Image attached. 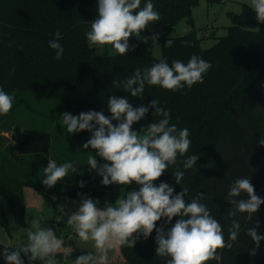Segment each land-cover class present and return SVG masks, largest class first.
Instances as JSON below:
<instances>
[{"label":"trees","instance_id":"16d2710c","mask_svg":"<svg viewBox=\"0 0 264 264\" xmlns=\"http://www.w3.org/2000/svg\"><path fill=\"white\" fill-rule=\"evenodd\" d=\"M199 0H152L155 9L162 19L149 24L142 33L156 29L168 30L183 19L190 21L191 9ZM224 0H205L208 6L223 3ZM147 0H141V7ZM98 15L96 0H0V86L10 95L19 92L59 91L63 97L64 112L79 115L89 110L103 111L109 116L107 100L111 95L127 98L138 107L145 106L152 100L170 110L171 124L178 129L187 128L191 147L184 157L178 156L176 165H170L155 183L161 181L173 186L176 193L182 188L189 189L185 197L191 201L203 193L201 201L217 218L227 238L231 219L227 212L231 205L227 203V192L237 179L248 177L256 194L264 199V146L258 141L264 139V23H258L253 10L242 5L239 14L231 15V25L226 35L208 49H202L200 37L195 31L181 36H170L172 47H165L168 36L160 37L161 57H152L143 42L131 41L136 45L127 55L96 57L94 47L89 48L86 33L90 30L88 21ZM59 30V43L64 48L60 60L54 59L55 50L49 47V40ZM204 36V38L202 37ZM187 42V43H186ZM192 55L208 61L212 67L206 73L203 83L195 84L178 91H168L159 86L145 85L140 97H132L123 88H114L112 80H122L131 76L136 68H150L160 59L171 63L181 60L187 63ZM150 109L145 119L135 123L133 129L139 131L148 123L157 122L161 117L153 116ZM113 123H116L113 121ZM0 128V131L10 127ZM15 145L13 152L6 147L0 154V199L7 204L15 220L23 222V188H32L41 193L44 167L50 158L51 137L46 131L18 129L14 127ZM65 141L69 147L83 152L94 151L83 149V144L91 133L83 131L69 134L64 125ZM191 155L200 159L192 169H183V160ZM29 158L30 179L17 175L15 162ZM99 163H104L98 158ZM10 164V169L8 165ZM26 168V167H25ZM177 168L185 172L180 185L176 184L172 171ZM83 181L85 186L79 187ZM136 185L124 186L123 195ZM116 184L108 186L87 176L79 177L73 183L62 185L60 196L71 200H80L81 195L91 196L114 203ZM240 198H247L242 194ZM247 214H238L236 219L241 225V232L232 249L222 250L220 264H264V240L256 254L250 255L255 248L254 242L246 233L247 228L255 225L259 219L258 234L264 236V204L248 220ZM0 219L6 228V216L0 204ZM178 217H174L172 223ZM164 220L157 222V227ZM168 225H165L167 230ZM155 231L148 239H141L134 248L118 247V255L125 264H166L167 257L155 255ZM0 243V264H5ZM10 247V246H8ZM13 248V247H10ZM117 248V247H116ZM65 259L63 251L57 255L59 264H71L76 256L83 252L69 250ZM25 264L27 257L21 254ZM34 264H40L39 261ZM209 264H217L211 261Z\"/></svg>","mask_w":264,"mask_h":264},{"label":"clouds","instance_id":"9594fccd","mask_svg":"<svg viewBox=\"0 0 264 264\" xmlns=\"http://www.w3.org/2000/svg\"><path fill=\"white\" fill-rule=\"evenodd\" d=\"M250 8L258 23H264V0H250ZM98 15L88 21L90 30L85 34L89 48L102 49L111 45L119 55H127L135 50L130 39L135 36L143 43L149 40L152 45L158 44L159 33L141 36L149 28V24L162 19L155 9L152 0H147L141 7V0H96ZM54 39L49 40V47L55 50L54 59L60 60L64 48L59 43L61 33L57 30ZM187 43V42H186ZM174 41L167 38L165 47H172ZM212 65L205 59L192 55L187 63L173 60L171 63L160 59L150 68H136L131 76L122 80H112L114 88H123L132 97H140L145 85L159 86L168 91H178L187 87L191 89L197 83H203L204 76ZM14 104V95L0 86V115H7ZM109 116L104 112L89 110L79 115L64 112L61 116L63 125L69 134L83 131L91 133L83 144V149L91 148L95 155H89L87 165L90 170L102 177L104 186L111 184L121 186L136 185L119 196L114 203L104 202L91 196L81 195L78 207L74 211H61L67 216V225L71 227L82 242H92L94 251L84 252L71 264H108L109 252L116 247L134 248L141 239H148L155 231V255L167 257L166 264H209L216 261L220 264L222 250L232 249L241 232L240 223L234 219L238 214H247V219L258 212L264 204L259 197L250 178H237L227 192L231 210L227 217L231 219L227 238L220 221L211 214L208 206L201 201L204 194L200 193L190 202L185 199L189 189L182 188L179 193L167 182L155 183L176 165L178 156L184 157L190 147L189 130L178 129L171 124L170 110L160 106V102L152 99L147 106L141 103L134 107L127 98L111 95L107 100ZM150 109L153 116L161 117L157 122L148 123L139 131L133 125L145 119ZM115 121L116 123H113ZM258 143L264 146V139ZM98 158L104 163H99ZM200 156L191 155L183 160V169H192ZM69 170L77 171L70 162L57 164L49 159L44 167L42 183L48 188L54 187L59 181L68 177ZM176 184L180 185L185 172L177 168L172 171ZM84 182L79 183L83 188ZM246 194L247 198H240ZM178 217L173 224V218ZM164 224L157 227V222ZM40 218L31 220V231L27 232V240L17 248L3 246L2 255L5 264H25L21 254L27 257L29 264L39 261L40 264H59L57 255L63 251L65 259L71 254L64 246L62 239L52 227L44 226ZM165 225H168L165 230ZM259 219L253 227L246 229L255 248L250 255H255L264 236L258 234Z\"/></svg>","mask_w":264,"mask_h":264},{"label":"rangeland","instance_id":"374dc122","mask_svg":"<svg viewBox=\"0 0 264 264\" xmlns=\"http://www.w3.org/2000/svg\"><path fill=\"white\" fill-rule=\"evenodd\" d=\"M242 5L250 7V0H224L223 3H217L208 6L205 0H199L191 9L190 21L183 19L171 26L168 30L156 29L149 33H141V36H150L153 33H159L163 36H181L191 31H195L200 37L205 34V39L200 42L202 49L212 47L219 38L226 35V29L231 25V15L239 14ZM204 38V36H202ZM139 41L133 36L129 42ZM150 51L152 57L159 59L161 57L160 42L152 45L149 40L145 44ZM117 53L108 45L102 49L94 48L96 57H110ZM63 107V97L59 91L51 92H19L14 94V104L7 115H0V128L10 127L7 132L9 138H6V147L13 152L15 132L14 127L18 129H30L37 131H46L50 134V158L55 160L57 164L64 162L73 163L77 169L76 172L69 170L68 177L59 181L54 187L48 188L42 185L41 193L32 188H23V222L24 225L18 223L13 215L9 212L7 204L0 199L2 210L6 216V228L1 225L0 219V243H5L10 247L17 248L27 240V232L31 231V220L38 217L45 222L46 227H52L57 232L58 238L62 239L64 246L68 250L77 252L94 251L92 242H82L75 235L73 229L67 225V216L61 211L60 206H64L65 212L74 211L78 207L79 200L66 199L60 196L62 185L65 183H73L79 177L87 176L101 182L102 177L96 171L90 170L87 165L90 152H83L79 149L69 147L65 141L64 125L60 114ZM29 158L26 160L15 162L14 168L17 175L22 177L24 174L30 179ZM26 167V168H25ZM10 169V164L7 167ZM124 186L116 185L114 190L116 197L122 196ZM118 247L109 252L108 264H125L120 257L117 256Z\"/></svg>","mask_w":264,"mask_h":264},{"label":"crops","instance_id":"0c3cea01","mask_svg":"<svg viewBox=\"0 0 264 264\" xmlns=\"http://www.w3.org/2000/svg\"><path fill=\"white\" fill-rule=\"evenodd\" d=\"M6 138H9V135L7 132L0 131V154H3L4 149L6 148ZM14 145H15V140H14ZM4 245L8 246L7 244L3 243ZM119 257V255L117 254ZM121 262L122 260L119 259Z\"/></svg>","mask_w":264,"mask_h":264},{"label":"built area","instance_id":"2783aa9c","mask_svg":"<svg viewBox=\"0 0 264 264\" xmlns=\"http://www.w3.org/2000/svg\"><path fill=\"white\" fill-rule=\"evenodd\" d=\"M206 36V35H205Z\"/></svg>","mask_w":264,"mask_h":264}]
</instances>
